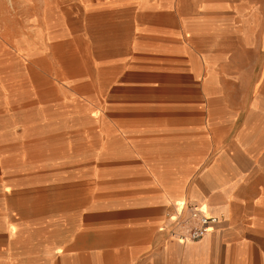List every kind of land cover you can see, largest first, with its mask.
<instances>
[{"label": "crops", "instance_id": "crops-1", "mask_svg": "<svg viewBox=\"0 0 264 264\" xmlns=\"http://www.w3.org/2000/svg\"><path fill=\"white\" fill-rule=\"evenodd\" d=\"M74 6L82 75H0V264H264V0Z\"/></svg>", "mask_w": 264, "mask_h": 264}, {"label": "rangeland", "instance_id": "rangeland-1", "mask_svg": "<svg viewBox=\"0 0 264 264\" xmlns=\"http://www.w3.org/2000/svg\"><path fill=\"white\" fill-rule=\"evenodd\" d=\"M73 6L74 0H0V75H82L87 45L72 38L80 27Z\"/></svg>", "mask_w": 264, "mask_h": 264}, {"label": "built area", "instance_id": "built-area-1", "mask_svg": "<svg viewBox=\"0 0 264 264\" xmlns=\"http://www.w3.org/2000/svg\"><path fill=\"white\" fill-rule=\"evenodd\" d=\"M217 219L216 215L205 214L195 203L183 201L179 207L174 203L161 228L177 240L191 241L205 235L210 223Z\"/></svg>", "mask_w": 264, "mask_h": 264}]
</instances>
